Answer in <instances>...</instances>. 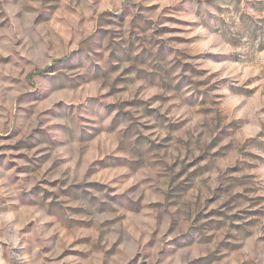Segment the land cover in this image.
Masks as SVG:
<instances>
[{
  "label": "clouds",
  "instance_id": "clouds-1",
  "mask_svg": "<svg viewBox=\"0 0 264 264\" xmlns=\"http://www.w3.org/2000/svg\"><path fill=\"white\" fill-rule=\"evenodd\" d=\"M0 264H264V0H0Z\"/></svg>",
  "mask_w": 264,
  "mask_h": 264
},
{
  "label": "rangeland",
  "instance_id": "rangeland-1",
  "mask_svg": "<svg viewBox=\"0 0 264 264\" xmlns=\"http://www.w3.org/2000/svg\"><path fill=\"white\" fill-rule=\"evenodd\" d=\"M159 5L157 4V5H154V7H158ZM260 69H257V71H259ZM7 137H5V139H6ZM10 147H13V148H15V147H17L16 145H11ZM193 163H195V161H193ZM185 171V169H182L181 170V174L183 173ZM179 175V174H178ZM191 175V174H190ZM212 200H214V197L213 198H211V200L209 201V202H211ZM217 210L216 209H213V213H215ZM209 215H212V213H209ZM71 254V253H70Z\"/></svg>",
  "mask_w": 264,
  "mask_h": 264
}]
</instances>
